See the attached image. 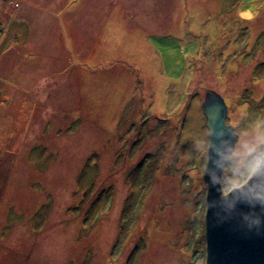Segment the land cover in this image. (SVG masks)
Segmentation results:
<instances>
[{"label":"rangeland","instance_id":"obj_1","mask_svg":"<svg viewBox=\"0 0 264 264\" xmlns=\"http://www.w3.org/2000/svg\"><path fill=\"white\" fill-rule=\"evenodd\" d=\"M81 1L50 81L0 100V264H205L202 103L264 120V0Z\"/></svg>","mask_w":264,"mask_h":264},{"label":"clouds","instance_id":"obj_2","mask_svg":"<svg viewBox=\"0 0 264 264\" xmlns=\"http://www.w3.org/2000/svg\"><path fill=\"white\" fill-rule=\"evenodd\" d=\"M256 14L251 8L239 13L248 21ZM194 148L205 162L208 188L216 190L215 198L205 201L216 223L238 217L249 231L264 229V120L238 129L219 122L218 115L209 112Z\"/></svg>","mask_w":264,"mask_h":264},{"label":"crops","instance_id":"obj_3","mask_svg":"<svg viewBox=\"0 0 264 264\" xmlns=\"http://www.w3.org/2000/svg\"><path fill=\"white\" fill-rule=\"evenodd\" d=\"M17 9L0 12V25L12 35L11 40L0 37V100L26 98L27 91L19 94L16 89L27 88L30 71H39L35 82L50 81L45 73L47 56L63 54L62 38L69 37L62 17L77 7L80 0H45L46 7L35 11L39 0H16ZM2 3V2H1ZM1 5V4H0ZM3 12V13H2ZM51 38V43L46 39ZM75 38H73V45ZM38 60V61H37ZM66 63L70 58L65 59ZM33 77V76H32ZM40 78V79H38ZM47 84V83H46ZM3 97V98H2Z\"/></svg>","mask_w":264,"mask_h":264},{"label":"water","instance_id":"obj_4","mask_svg":"<svg viewBox=\"0 0 264 264\" xmlns=\"http://www.w3.org/2000/svg\"><path fill=\"white\" fill-rule=\"evenodd\" d=\"M206 126L208 113L218 115L219 122L224 124L227 106L216 92L206 90L202 103ZM206 183L205 172L202 177ZM206 200L216 196L215 189H209L206 183ZM247 211V209H244ZM206 259L205 264H264V229L259 233L247 230L239 218L217 224L212 213L206 210L204 216Z\"/></svg>","mask_w":264,"mask_h":264},{"label":"bare ground","instance_id":"obj_5","mask_svg":"<svg viewBox=\"0 0 264 264\" xmlns=\"http://www.w3.org/2000/svg\"><path fill=\"white\" fill-rule=\"evenodd\" d=\"M61 1H63V0H61ZM110 1V0H109ZM2 2V3H1ZM45 2V0H39V2L36 4V7L34 8L35 9V11H38L39 12V10H41V9H43V8H45L46 7V4L44 3ZM99 3L100 4H102L101 5V8H100V13H99V15H98V17H97V19H99L100 21L102 20V19H104V15L105 14H107V13H110V11H111V9L108 7V5L107 4H104V3H106V0H99ZM110 4H111V2H109ZM0 12L1 11H3V12H5V11H8L9 9H17L18 7H19V3H17L16 2V0H5V1H3V0H0ZM91 5H94V2H91ZM77 7H80V8H83V7H97V6H90V5H87V2H85V1H81V2H78L77 3ZM77 7H75V8H72L71 9V12H70V14H72V16L74 17V15H79V16H81V17H83V19H86V18H89V19H93V16L91 15V14H89L90 12L89 11H87V10H84V9H81L80 11H78L76 8ZM2 12V13H3ZM71 20H73L74 21V19H71ZM78 24H76V26H77ZM105 25H106V23L104 24L103 23V25H102V28L104 29L105 28ZM4 26V25H3ZM6 33V32H5ZM10 37H12V35H10V34H8ZM46 43H51V41H52V39L51 38H47L46 40ZM75 41H76V39H75ZM62 44H63V47H65V44L63 43V38H62ZM74 45H75V42H74ZM73 51H74V49H73ZM29 73V75H31V81H30V84L27 86V88L25 89H23V88H18L17 87V89L19 90H17V92L19 93V94H22L23 92H25V91H27L28 93H30V92H37V93H39V84H40V82L39 83H36V82H38V81H34V79H33V77H38V73H39V71H35V70H33V71H30V72H28ZM43 73V72H42ZM33 76V77H32ZM38 79H40V78H38ZM41 80V79H40ZM27 95V94H26ZM220 95V94H219ZM221 96V95H220ZM35 98H36V95L34 96ZM222 97V96H221ZM223 98V97H222ZM223 100H224V98H223ZM224 102H225V100H224ZM226 104V103H225ZM226 117H227V115H226ZM231 123H232V121H231ZM224 124L225 125H228V126H232L230 123L229 124H227V119H225V122H224ZM204 182V181H203ZM205 183V182H204ZM206 184V183H205ZM205 201H206V195H205ZM205 231V230H204Z\"/></svg>","mask_w":264,"mask_h":264},{"label":"trees","instance_id":"obj_6","mask_svg":"<svg viewBox=\"0 0 264 264\" xmlns=\"http://www.w3.org/2000/svg\"><path fill=\"white\" fill-rule=\"evenodd\" d=\"M3 1H5V0H3Z\"/></svg>","mask_w":264,"mask_h":264}]
</instances>
